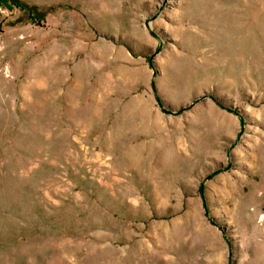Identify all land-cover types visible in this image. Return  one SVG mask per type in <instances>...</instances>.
Here are the masks:
<instances>
[{
  "label": "rangeland",
  "instance_id": "rangeland-1",
  "mask_svg": "<svg viewBox=\"0 0 264 264\" xmlns=\"http://www.w3.org/2000/svg\"><path fill=\"white\" fill-rule=\"evenodd\" d=\"M0 264H264V0H0Z\"/></svg>",
  "mask_w": 264,
  "mask_h": 264
},
{
  "label": "trees",
  "instance_id": "trees-1",
  "mask_svg": "<svg viewBox=\"0 0 264 264\" xmlns=\"http://www.w3.org/2000/svg\"><path fill=\"white\" fill-rule=\"evenodd\" d=\"M21 5V4H20Z\"/></svg>",
  "mask_w": 264,
  "mask_h": 264
}]
</instances>
